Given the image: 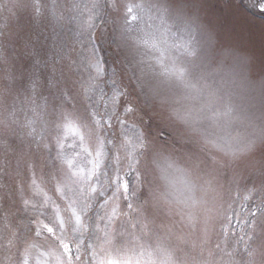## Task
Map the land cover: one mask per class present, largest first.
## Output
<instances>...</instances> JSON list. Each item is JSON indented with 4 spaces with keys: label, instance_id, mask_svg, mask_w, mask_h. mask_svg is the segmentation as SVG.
<instances>
[{
    "label": "clouds",
    "instance_id": "9594fccd",
    "mask_svg": "<svg viewBox=\"0 0 264 264\" xmlns=\"http://www.w3.org/2000/svg\"><path fill=\"white\" fill-rule=\"evenodd\" d=\"M200 2L41 4L39 23L67 51L59 78L40 87L24 37L11 24L0 32V264H25L26 250L27 264H69L61 240L71 264H264V65L226 45ZM12 9L0 4V15ZM68 120L83 140L64 136ZM101 140L103 163L81 195L61 153L87 170ZM41 221L55 233L37 235Z\"/></svg>",
    "mask_w": 264,
    "mask_h": 264
},
{
    "label": "rangeland",
    "instance_id": "374dc122",
    "mask_svg": "<svg viewBox=\"0 0 264 264\" xmlns=\"http://www.w3.org/2000/svg\"><path fill=\"white\" fill-rule=\"evenodd\" d=\"M5 2L13 5V14L0 15V32L11 24L13 35L24 37L22 54L28 58V71L36 87L54 83L59 78L60 59L67 49L56 32L39 23L35 10L41 4L46 11L58 9L62 0H0V4ZM196 7L213 21L226 45L254 57L257 67L264 65V10L259 0H202ZM117 177L120 176L114 175L112 180Z\"/></svg>",
    "mask_w": 264,
    "mask_h": 264
},
{
    "label": "snow or ice",
    "instance_id": "6c2138e0",
    "mask_svg": "<svg viewBox=\"0 0 264 264\" xmlns=\"http://www.w3.org/2000/svg\"><path fill=\"white\" fill-rule=\"evenodd\" d=\"M259 4H260V8L262 10H264V0H259ZM127 12L132 14L131 15V19L135 20L136 19V15L134 14V10H133V6L132 5H128L127 7ZM180 76L183 75V72L181 71L179 73ZM131 111V108H126L125 112H129ZM97 125L99 126L100 121L99 119L96 120ZM63 134L65 137L67 136H78L81 140H83V135L81 133L80 127L72 120H68L64 123L63 125ZM62 147V144H61ZM84 151H87V148L83 149ZM103 156H104V151H103V141L101 140L100 145L96 151L95 157L89 161V163L91 164V167L87 170H85L83 167H78V168H73V160L69 159L67 157H64L63 153H61V159L63 160L64 163H66L69 167V169L72 172V177L75 178V180L73 181L74 183H77L80 185V193L81 195H83V186L86 183V178L87 179H91L93 176H95L99 170V168L101 167L102 163H103ZM114 183L119 182V189H123V191L125 193L128 192L129 189V185L127 183V180L121 179L120 177H117L114 181ZM35 184V181L33 182ZM70 187V186H69ZM37 193H40L44 196V202L45 204H47V201L49 199V197L47 196V193L43 192V189L40 187L39 184H35V189H34ZM64 190V186L63 185H58L57 186V191L60 193H63ZM97 191L96 186H92L89 189V195H91L92 193H95ZM245 199H248V197L246 196ZM27 203V202H26ZM75 204V201H73V205ZM131 207V205H129ZM53 207L55 208L56 206L53 205ZM118 205H114L111 209V212L109 213V219L111 220L112 217H115L118 214ZM85 211L87 210V208L85 207L84 209ZM70 212H71V217H72V223L74 225L73 227V232H80V230L82 228H86V226L82 223V216H81V212L80 209H78L75 206L70 205ZM255 210L253 211V215H255ZM56 222L57 224L61 227V229H63L65 227V218L63 217V215L61 214V212L58 210V208L56 209ZM43 229L44 231L48 232L49 234H54L55 233V229L48 223L41 221L39 224V227L36 229V234L39 235L40 234V230ZM64 253L68 256V260H69V264H71L72 258H73V253H72V245L69 243H65L63 240L60 241ZM30 255V250H26L25 256V264H27V256ZM42 255L47 256V253H42ZM78 258V257H77ZM37 264H47V260H37ZM56 264H64L63 260L60 258V256L56 257ZM101 264H103V262H101ZM109 264H113V262H109Z\"/></svg>",
    "mask_w": 264,
    "mask_h": 264
}]
</instances>
